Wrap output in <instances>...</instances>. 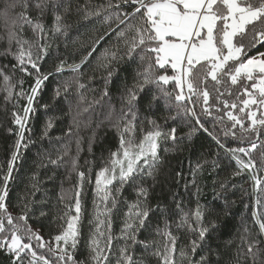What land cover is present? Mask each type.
<instances>
[{
    "label": "snow or ice",
    "instance_id": "obj_1",
    "mask_svg": "<svg viewBox=\"0 0 264 264\" xmlns=\"http://www.w3.org/2000/svg\"><path fill=\"white\" fill-rule=\"evenodd\" d=\"M71 11L72 5L66 0H3L0 7V42L6 44L0 58L14 61L0 65V80L5 102L13 105L11 123L15 128L8 132L16 136L6 171L0 166V253L7 255L9 264H213V256L219 264L220 251L213 248L210 238L218 233L221 223L213 217L215 208L200 203L204 188L198 180L209 163L213 171L221 168L218 158L211 162L198 160L190 170L191 179H185L181 171H176L174 177L164 172L166 159L162 152L182 150L185 139L191 141L202 132L234 163L228 176L213 181L221 190L213 189L215 198L223 199V216H229L230 204H235L223 197L232 180L246 177L251 189H242V198H252V221L258 230L253 234L246 223L243 225L240 243L228 264H264V51L260 50L264 48V0H107L96 7L79 5L76 11L83 12L84 20L103 17L107 30L81 44L87 52L78 63L69 65L71 71L78 72L97 52L101 41L116 34L117 44L104 48L96 58L97 67L104 69L106 76L99 99L92 102L100 104L109 98L108 111L96 129L107 122L116 134V145L102 156L98 169L89 167L87 173L78 163L80 138L76 141L77 155L70 161L65 160L70 156L67 147L58 150L55 158L38 154L42 158L37 168H59L70 163L66 179L71 173L77 177L76 184L68 189L61 183L57 202L64 211L55 217L61 221L60 230L50 240H45L42 230L29 222L48 215L45 208L50 201L38 172L32 174L19 198V214L14 216L9 211L10 182L21 149L36 143L30 136V120L38 113V105L50 108L48 103L39 102L42 89L51 76L64 70L67 61L59 60L48 72L42 71V63L49 55L51 41L67 36L70 25L65 19ZM25 29L31 31V37L25 35ZM124 57H139V67L131 84L125 82L121 87L117 110L108 85L116 72L114 62ZM17 73L23 75L14 81ZM23 76L34 81L28 90L23 87ZM77 84L78 89L86 87L79 81ZM68 87L65 82V93ZM145 92L150 96L142 113ZM60 96L58 87L53 101ZM83 99L81 96V102ZM161 105L166 114L152 115ZM91 106L82 110L77 106L66 136L79 130V117ZM57 118L45 121L41 140L52 139L50 132ZM209 120L212 130L207 127ZM177 121L189 126L183 137L177 135ZM90 125L91 121L85 124ZM96 129L89 137L90 153ZM227 138L236 141V146L230 147ZM93 171L94 211L85 237L82 197L84 183H93ZM54 179L55 173L47 177L48 181ZM171 183L177 188L182 185L184 195L172 190L168 203L162 198L153 203L157 186L163 192ZM129 187L131 199L123 197ZM193 197L194 207L190 206ZM121 212L117 234L113 225ZM144 231L149 236L140 239ZM181 234L185 237L183 243ZM233 242L227 240L226 247ZM138 247L142 249L139 255ZM82 248L84 255L79 258Z\"/></svg>",
    "mask_w": 264,
    "mask_h": 264
},
{
    "label": "trees",
    "instance_id": "obj_2",
    "mask_svg": "<svg viewBox=\"0 0 264 264\" xmlns=\"http://www.w3.org/2000/svg\"><path fill=\"white\" fill-rule=\"evenodd\" d=\"M66 2L72 5V11L66 16L65 22L70 25L67 36H57L55 40L51 41L52 47L49 51L48 57L42 63V71L48 72L53 69L59 60H66L67 63L62 72L56 73L49 78L45 83L39 102L40 104L48 103L50 108L48 110L38 107V113L32 117L29 123L31 128V139L36 143L29 145L27 149H21L20 160L17 162L16 171L13 173L14 179L10 182V196L8 198V208L9 211L14 215L19 214V198L24 194L25 186L29 183V179L34 172H38L40 179L44 181L42 187L47 190V195L49 198V204L46 206L45 210L48 212L46 217L30 219V224L33 228H40L45 240H50L52 236L56 235L60 230L61 221L55 217L59 212L64 211L63 205L57 202V195L61 191V183L63 182V188L68 189L75 185L77 182V177L75 173H71L70 179H66L69 176L70 163L65 164L62 167H55L48 165L47 168H37V165L41 162V155L45 156L51 154L52 158H55L58 150L63 151L65 147L69 149L70 156L65 157L66 161H70L71 156L77 155V138L81 140V151L78 157V163L80 165V170L88 172L89 167L94 170L101 166L102 156H107L108 149L114 148L116 145V134L114 131L110 130L108 123L105 122L99 129H96V124L104 120L105 115L108 111L109 98L105 97L100 104L92 103L94 100L99 99L101 90L104 87V77L106 76V71L102 68L97 67V56L100 51L104 48L117 44L115 32L108 35L101 43L97 46V52L88 60L87 63L81 66L78 72H73L70 70L69 65L73 63H78L81 57L87 52V48H82L81 44L88 42L89 37L95 35H102L107 30V25L103 23V17L91 18L89 20H84L82 18L83 12H77L76 9L79 5H87L88 7H96L101 4L107 3V0H66ZM3 6V0H0V7ZM35 15V12L32 13ZM47 24L51 26V16L49 15L47 19ZM113 27H115V20L113 18ZM25 35L31 37V31L25 29ZM6 44L0 42V50H2ZM264 51V48L260 49ZM11 58H0V65L9 64ZM14 62V61H11ZM139 67V57L136 60H129L128 57H124L123 60L114 62L113 68L116 69L114 76L108 85L109 91L111 93V101L115 104L117 110H119V91L123 84L127 82L131 84L132 79ZM23 74L17 73L14 77V81L19 79ZM91 78V79H90ZM24 79V89L28 90L30 85L34 82L31 77L23 76ZM83 83L86 85L83 89H78V84ZM67 82L68 91L64 92V84ZM3 82L0 80V166L6 171L7 161L10 158L12 152V146L16 140L14 134L8 132L9 128H15L11 123V112L13 105L11 103H6L4 100ZM61 90V96L53 101V95L57 88ZM154 87V86H153ZM83 96V101L80 98ZM143 99L141 100V112L146 111L144 105L150 96L149 92L142 94ZM21 104L25 103L24 100L20 101ZM89 104L92 106L87 112H84L79 119L82 121L79 130L73 131L71 136H66L72 116L75 115L77 106L79 109L88 108ZM71 109V114H69ZM156 117L165 115V111L161 106H158L154 113H151ZM48 117H58L55 120L54 128L51 130L50 135L51 140L43 139L41 140L42 127ZM91 121V125L86 127L85 124ZM163 123V120L160 121ZM169 126L172 122H168ZM176 125L178 127V136H185L189 131V126L183 121H177ZM207 127L212 130L213 124L209 120L207 122ZM93 129H96L95 141L92 144V151L89 152V137L92 136ZM218 130V129H217ZM29 135L26 133V136ZM56 137H61L57 140ZM221 139L225 138L221 134ZM226 143L230 147L236 146V141L231 138H227ZM165 147L168 145H164ZM166 159V164L164 167L165 174L169 172L172 173L173 177L176 171H181L184 174L185 179H191L190 170L195 166L198 160L202 161L207 159L209 162L218 158L221 168L216 171L212 170L211 163H209L205 170L199 174V183L204 188V193L200 198V203L205 205H211L216 209L213 213V217L218 219L221 223V227L218 233H214L210 238V243L214 249L220 251L219 264H228L232 259L233 249L236 245L240 243L239 235L242 231L243 225L246 223L253 231V234L258 230L252 221V198L243 197L242 189H247L251 191L250 184L247 182V178L237 177L232 180L228 186V190L223 192V197L229 202L235 201L234 205L230 204L229 212L230 215L224 217L222 214L223 209V199H216L215 192L221 191L219 189L218 183L214 185L213 181H221L226 176L230 174L231 169L234 167V163H230L224 150L219 149L215 142L206 134L200 132L195 134L191 141L185 139L183 142V149L174 152H169L164 154ZM218 154V157H217ZM86 161L92 162L91 164L86 163ZM46 163V159L44 160ZM55 173V179L48 181L47 177L52 176ZM94 171L92 173L93 183H84L83 191V232L85 237L87 236L90 225L89 220L92 219L93 214V187H94ZM234 186V187H233ZM175 190L184 195V189L181 185L179 188L174 183L169 186H165L163 192H161V187L157 186L153 193L152 202L155 203L157 199H164L165 203L169 202L170 191ZM124 198H133L132 189L126 188L123 193ZM39 199V195L37 196ZM187 202V197H185ZM195 198H192L191 205L194 207ZM249 204L246 209L245 204ZM123 207V205H122ZM38 215V213H37ZM123 213L117 214L114 220V232L119 233L121 226V219ZM156 217H153V224L155 223ZM217 235L219 238L217 239ZM149 236L148 231L142 232L140 239H145ZM232 239L234 242L230 248L226 247L225 242ZM185 241V237L181 234V242ZM142 251L141 248H137L136 252L139 255ZM84 252L81 249V255L79 258H83ZM213 264H217V258L212 257ZM0 264H9V260L6 254L0 253ZM155 264V261L152 262Z\"/></svg>",
    "mask_w": 264,
    "mask_h": 264
}]
</instances>
